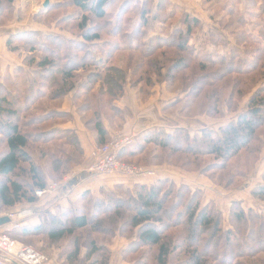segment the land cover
Returning a JSON list of instances; mask_svg holds the SVG:
<instances>
[{"label": "trees", "instance_id": "1", "mask_svg": "<svg viewBox=\"0 0 264 264\" xmlns=\"http://www.w3.org/2000/svg\"><path fill=\"white\" fill-rule=\"evenodd\" d=\"M167 1L121 0L112 12L117 0H64L48 11L63 5L71 11L47 24L64 30L63 24L71 23L75 39L45 34L38 42L36 31L27 30L7 37V49L27 67V85L16 89L0 83V211L36 201V189L60 180L81 163L84 151L75 131L56 126L69 117L59 111V101L72 94L76 113L101 146L108 140L105 122L113 127L123 121L114 100L123 95L127 82L140 86L138 91L147 97L157 82L172 85L179 80L184 96L167 107L176 108L187 98L191 102L178 109L190 112L200 97L199 111L213 118L222 117L224 105L234 111L240 98L249 96L246 108L217 131L151 128L141 141L120 150L118 159L198 171L224 190L236 189L251 175L264 148V56H196L189 39L200 22L186 12L168 33L146 36L149 18L158 24L174 18V12L165 9ZM202 1L215 19L214 0ZM13 7L14 0H0V26L11 21ZM235 9L228 8L224 16L237 15V26L245 25ZM259 9L264 12V0ZM252 38L260 44L257 51L264 50V37ZM170 46L172 55L167 52ZM93 48L101 54L98 58ZM80 98L85 100L78 103ZM50 120L54 122L47 126ZM34 127L40 128L29 129ZM183 187L175 191L168 177L155 176L149 184L115 186V196L105 200L96 201L86 190L79 197L81 207L47 214L37 225L7 233L57 264H110L108 247L118 236L131 240L124 252L131 264H264L259 257L264 254V206L243 208L234 201L227 214L230 226L224 227V215L212 202L201 200L200 190ZM251 196L264 205V173ZM141 248L145 250L131 261Z\"/></svg>", "mask_w": 264, "mask_h": 264}, {"label": "rangeland", "instance_id": "2", "mask_svg": "<svg viewBox=\"0 0 264 264\" xmlns=\"http://www.w3.org/2000/svg\"><path fill=\"white\" fill-rule=\"evenodd\" d=\"M44 1L45 0H14V7H13L11 21L6 25L0 26L1 28L0 36L2 37V41L0 42V83L6 84L8 87L12 84V86L15 87L16 89H24V87L27 85L25 81L27 67L25 66L22 68L21 62L16 57L12 56V55L17 56V55L13 52H10L6 47L5 40L10 34L15 33V31L17 30L36 31L34 34L35 36L34 38H36L35 40H37L38 42L45 40V36H44L45 34L58 35L66 39L67 38L75 39L74 36L76 35H73L71 33V29H70L72 26L71 23L63 24V27L66 28L67 30L57 29L54 27V25H52V23L47 24L48 19L50 20L52 18L53 20H57L58 16H60L61 14L68 13L69 11H71V9H69L67 5L65 6L63 5L64 7L60 6L59 8H57V10L53 7H50L51 9L48 11L49 6H51L52 4H60L64 0H48L47 7L43 8L42 3ZM117 1L118 2L116 3V5L113 8H111L112 12H114V10L118 8L119 4H121V0H117ZM168 1H167V5L165 6V9H167V11L172 10L174 12V18L172 20H167L164 24H158L159 21H154V19L149 18V28L145 29L146 36L157 35V34L163 35L168 33L170 29L174 27L175 25L174 23L178 21L179 17L183 14V12H186L190 16L197 18L200 22L199 27L192 30V34L189 39V42L194 46L196 56L202 58L205 56H212L217 54L227 55L232 52H235L237 55L240 56H248V59H250L251 56H257L258 53H261L260 56H264V50L260 48L262 50L258 52L257 48L260 47V44L256 41H253L255 39L252 38V36H258V35L264 37V12H262L259 9V4L261 3V0H256L254 3H252L251 0H218L215 3L214 0V3H212L214 4L213 5L214 9L212 11L215 14V19L210 18L209 15L210 11L207 10L205 6L206 4L202 0H188L187 2H182V3H179L177 1L174 2L173 0H168ZM216 6L217 8H215ZM231 7L236 8L235 12H238L240 15L243 16L242 18L245 25H241L240 27L237 26L236 22H234L237 15L233 19H231L230 16H224L225 10L227 11V9ZM43 11L49 12L46 15V17L42 16L35 19V16L38 15L39 12H43ZM132 14L135 13L133 12ZM97 44L98 45L96 46H100L101 43L98 42ZM96 49L97 48H93L92 52L94 53V57L98 58L101 54ZM174 51L175 50L171 46L167 50V52H169V54L171 55L174 53ZM40 54H41L40 52L35 53V55L38 56H40ZM20 56H25L24 52H22ZM181 56L183 57L184 55L181 54ZM161 82H157L156 84H154L152 88H150V90L148 89L149 95L147 97H144L142 93L140 94V91H138L140 86L133 88L131 87L130 83L127 82L126 85L124 86V93H123L124 96L122 95L123 97H125L123 99L125 100L123 105L124 109H120L115 104L116 100H118L122 96L117 97L114 100V105L123 112V120L125 118V115L132 119H135L136 115L147 118L154 117L152 108L154 106V103H156V105L160 107V113L162 114L160 115L159 118L160 122L157 123L171 124L172 125L171 128L172 130L170 129L171 131L177 128L176 126H183L193 133L197 132L199 128L204 126L217 131L222 125L226 124L231 120H234L237 114L246 108L248 96H249L247 94L241 97L240 100L236 103L235 106L236 109L234 111L227 110L228 107L224 105L222 107L223 114L221 118L208 117L207 115L200 112L199 111L200 102L197 101L201 99L200 97L192 102L195 105L192 106L193 109H191L190 112H188V110L187 111L184 110V112L181 113L178 109V106H182L184 102H191L187 98L184 99L178 106H176V108L167 107V105L173 100H175L177 97L184 96L182 90L185 91V89L181 90L180 81L175 79L172 85L168 81L167 82L161 81ZM260 85L261 86L264 85V82H260ZM96 88L94 89L96 90ZM149 98H150L149 102H151V104L145 106L144 108L140 109L138 113H136L135 108L141 107L142 104L146 105L145 102ZM64 99L65 98L59 101V109L62 107L64 103ZM84 100H85L84 98L83 99L80 98L78 103ZM67 101L68 103L70 102L71 105V95H68ZM44 106L45 107L47 106L46 107L47 109L48 107L51 106L49 105L48 100L44 101ZM71 108H72V112L75 114L74 120L76 119L79 120L80 123L83 125L80 115L76 113V110L73 109L72 105ZM106 109L107 108H105V110ZM107 113H109L108 110ZM184 113H191L192 115L196 113V115L186 116L184 115ZM91 115H92V111L89 114L84 115L83 120H85L87 116H91ZM196 117H198L200 120H195L197 119ZM163 119H165V123L161 122ZM53 122L54 121L50 120L47 126H49ZM39 128L40 127L38 128L34 127V129L32 128L29 129L38 130ZM154 128H158V127H154ZM119 129L121 128L118 129L114 128V131L108 133V140L105 143H107L110 140L111 136L118 133L133 134L132 129L130 131H126V130L123 131ZM145 131L141 132L138 136L135 135L134 142L141 141L142 136H144V134L146 133ZM96 146L97 148L100 147L97 144ZM147 148H150V145ZM89 162L90 163L92 162V157L89 160ZM41 164L43 165V163ZM129 165H132L133 167L151 168L155 170V172H157L156 177L158 178L168 177L174 183V186L176 187L175 191L183 190L182 188H184L183 187L184 185L189 186L192 190L194 189L200 190L199 194L200 196L202 195L201 200L203 199L204 203L212 202L215 205V209L224 215L223 216L224 227L230 226L227 214L230 205L234 201H240L243 208L253 207L254 209L258 210L261 206L262 207L264 206L263 204L260 205V203H257L251 196V191L262 182V175L264 173V148L256 164V167L254 168L251 175L247 179H245L236 189L233 190H224L214 185L207 177V174H202L199 173L198 171H191V172L185 171L175 165H170L165 163L153 164V165H133V164H129ZM44 166L46 167V165ZM119 175L137 179L136 177H134V175L131 174L124 173ZM87 191L90 192L91 194L90 197L94 198L96 201L105 200L108 196H111L112 194L115 193L113 190L107 191V189L104 188L94 189L91 191L87 190ZM80 204L82 203L78 198V200L75 203H73V205H71V208L77 209L78 206H80ZM13 210H14L13 208H10L5 211L9 212ZM1 212L6 213L4 211ZM116 238L114 239V241L116 240ZM144 250H145L144 248H141L135 256H132L130 258L131 261L139 257L140 253H142ZM259 257L263 258L264 254H259ZM128 261L130 262V260Z\"/></svg>", "mask_w": 264, "mask_h": 264}, {"label": "crops", "instance_id": "3", "mask_svg": "<svg viewBox=\"0 0 264 264\" xmlns=\"http://www.w3.org/2000/svg\"><path fill=\"white\" fill-rule=\"evenodd\" d=\"M174 2L177 1L179 3L187 2L188 0H173ZM1 29V28H0ZM18 31V30H17ZM15 31V32H17ZM7 39V38H6ZM2 41V37L0 36V42ZM6 43V40H5ZM8 51V50H7ZM12 55V54H11ZM20 62L21 60L15 56ZM22 65V64H21ZM71 95V105L75 110V107L72 103V94ZM66 95L64 98V103L59 111L68 114V119L64 121H59L56 124L57 127L61 129H71L75 131L78 136V139L81 143V146L84 151L83 159L81 163L74 168H72L66 175H64L60 180L52 181L49 180L47 186L54 185L55 187L51 190L50 193L36 197V201L31 203L19 204L15 205L13 211H5L6 213H13V219H17L20 215H24L22 218L23 226H34L41 222L42 217L46 216L47 214H54L58 212H62L71 208V205L75 203L82 192L86 190H94V189H107L113 190L115 186H123V188L131 187L135 183H151L154 180V177H140L138 179H133L131 177H125L119 174H107V175H92L88 172V166L90 165L89 160L91 159L92 153L97 148L94 136L89 128H87L84 124L82 125L79 120H74V113L72 112V108L70 102L68 103ZM124 96V95H123ZM120 97L116 100L115 104L120 109H124V101L125 97ZM121 99V100H120ZM70 100V99H69ZM120 100V102H119ZM150 98L142 104L141 107L135 108L136 113L142 108L147 105H150L149 102ZM148 102V103H147ZM153 103V102H152ZM154 117L147 118V117H140L136 115L135 119L129 118L125 115L124 120L121 123H116L115 126L110 127L108 123L105 122L108 133L114 131V128H121L119 130H126L130 131L133 130L134 135H139L141 132L154 128V127H162L165 130L171 131L172 125L171 124H161L157 123L160 122L159 118L160 115V107L154 103L152 108ZM195 120H200L198 117ZM181 119V118H178ZM205 121V120H204ZM161 122L165 123V119ZM171 122V121H170ZM118 125V127H117ZM121 126V127H119ZM176 127H183V126H176ZM205 127V126H204ZM201 127V128H204ZM185 128V127H184ZM199 128V129H201ZM208 128V127H205ZM171 129V130H170ZM125 131V132H126ZM21 222V223H22ZM11 222H2L0 223V231H7L9 230ZM130 239H125L122 237H117L114 243L109 245L110 250V264H131L125 257L124 252L127 248L128 244L130 243ZM18 264V263H16Z\"/></svg>", "mask_w": 264, "mask_h": 264}, {"label": "built area", "instance_id": "4", "mask_svg": "<svg viewBox=\"0 0 264 264\" xmlns=\"http://www.w3.org/2000/svg\"><path fill=\"white\" fill-rule=\"evenodd\" d=\"M134 134H115L104 145L95 149L92 153V162L88 166V172L92 175L107 174H131L137 179L140 177H155L157 172L151 168L133 167L128 163L118 159V153L123 148L131 146L135 142ZM54 185L35 190V196L41 197L51 192ZM13 213H3L0 211V218L8 217L11 222L10 228H19L22 226L21 221L23 213L17 219H13ZM22 222V223H21ZM7 231H0V264H57L40 252L39 250L21 244L16 239L10 237Z\"/></svg>", "mask_w": 264, "mask_h": 264}, {"label": "water", "instance_id": "5", "mask_svg": "<svg viewBox=\"0 0 264 264\" xmlns=\"http://www.w3.org/2000/svg\"><path fill=\"white\" fill-rule=\"evenodd\" d=\"M48 5V0H45L43 3H42V7H47ZM9 221V218L8 217H3V218H0V223L2 222H8Z\"/></svg>", "mask_w": 264, "mask_h": 264}]
</instances>
